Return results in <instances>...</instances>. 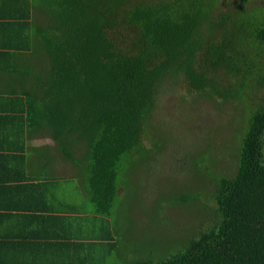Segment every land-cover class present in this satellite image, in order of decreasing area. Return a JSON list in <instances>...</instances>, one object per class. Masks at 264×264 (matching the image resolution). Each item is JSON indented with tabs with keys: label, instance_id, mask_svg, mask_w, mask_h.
Here are the masks:
<instances>
[{
	"label": "trees",
	"instance_id": "1",
	"mask_svg": "<svg viewBox=\"0 0 264 264\" xmlns=\"http://www.w3.org/2000/svg\"><path fill=\"white\" fill-rule=\"evenodd\" d=\"M223 1L0 0V212L27 213L36 227L11 237L24 244L12 261L71 249L69 264H264V102L250 108L248 100L257 85L264 91V63L248 52L264 54V14L217 15ZM167 81L248 109L238 168L218 177L209 148L184 158L215 191L208 199L170 192L145 215L166 226L165 203L205 207L214 221L168 251L136 255L123 238L136 229L126 208L134 198L147 203L144 181L170 152L172 137L153 122ZM37 138L52 146L26 151ZM33 154L35 177L25 163ZM67 208L76 221L91 220L93 233L79 228L82 236L53 243L48 221Z\"/></svg>",
	"mask_w": 264,
	"mask_h": 264
},
{
	"label": "rangeland",
	"instance_id": "2",
	"mask_svg": "<svg viewBox=\"0 0 264 264\" xmlns=\"http://www.w3.org/2000/svg\"><path fill=\"white\" fill-rule=\"evenodd\" d=\"M246 1H223L220 3L217 15L236 13L237 16H242L247 15L246 12L264 14V0L252 4H245ZM219 35L220 32L217 33V37ZM113 36L120 41L124 38L120 33H113ZM248 52L260 64L264 63L263 53ZM214 76L216 79L223 78L222 73H216ZM257 86L252 89V95L248 96L250 108H254L257 101L264 102V91H258L261 88ZM247 111L235 102H223L199 94H191L182 81H167L164 84L159 93L158 108L155 110L153 122L158 124L159 131L163 135L168 134L173 140L171 142L168 140L169 143L165 144L167 151L170 152L168 157L166 153L162 156L160 166L155 172L157 176L149 182L144 181V187L149 192L147 203L142 201L138 205L137 199L134 198L133 202L127 204L126 209L129 213L126 222H133L132 225L136 229L132 231L128 229L123 238L132 247L134 246L132 249L136 255L141 253L147 256L151 251H154V255L155 252L168 251L176 246L175 244L187 241L196 234L193 232L200 231L202 225L208 227L213 223L214 213L203 211L205 207L175 209L166 207L164 203L166 209L164 221L167 225L161 227H156L157 225L152 227L151 220L145 213L149 210L156 215L154 208L157 200L165 195L168 198L170 192L190 190L196 193L199 190L206 194V199L210 198L216 184L209 177H206L207 182L201 181L203 177L191 168V161H189L190 166L187 161L183 162L184 158L193 159L207 148L211 152V162L215 168V172H212L220 178L233 177L238 168L240 135L244 129L239 119ZM153 130L151 135H156L157 129L153 127ZM60 174L65 177L70 176L67 172L60 171ZM203 204L212 205L211 201H204ZM137 206H140V209Z\"/></svg>",
	"mask_w": 264,
	"mask_h": 264
},
{
	"label": "crops",
	"instance_id": "3",
	"mask_svg": "<svg viewBox=\"0 0 264 264\" xmlns=\"http://www.w3.org/2000/svg\"><path fill=\"white\" fill-rule=\"evenodd\" d=\"M49 142L51 141L49 140L42 141V140H39V138H37L33 140L32 142H29L26 144V147H28L26 151L31 150L33 148H41L43 146H52L50 145L52 144V142L51 143ZM31 143L32 145H30ZM39 162L40 160L34 154L33 156L29 157V160L27 162H25L28 165L27 170L29 169L28 170L29 173L30 172L32 173L33 170L34 171L36 170V172L32 174L33 177L36 176L37 169H40L39 166L36 168V166L39 165L38 164ZM7 185H10V184H7ZM0 214L4 215L5 212H0ZM5 215L13 216V217L8 219V216H6V218L0 221V244H2L1 250H0L2 253L0 254V264H15V263H19V264H69V261H71L70 257H73V253L71 252V249H64L63 251H59L50 258H45L43 255H36L34 256V258L30 259L31 261H21V260L12 261L11 259H13V257H16V254H14V250H16V247L19 246L18 244L21 243L22 246H24V244H22L23 241L21 239L19 238L11 239V237H14V236L28 237V235L34 229H36V227L35 228L32 227L33 225L32 222L34 221L30 218L31 215H27V213L24 214L21 212H17L14 214L9 213ZM43 215L50 217L52 214L48 213V214H43ZM78 216L82 217L81 215H78ZM55 217L57 218L56 221H50V220L48 221L49 229L47 232L48 235L52 234L51 237H53L52 239L53 243L57 240L63 241L64 243L65 241L70 239V237L82 236L83 234L79 233V228L85 231V235L87 237H89L91 233H93L92 232L93 228L90 225L91 220H88V223L85 221V219L76 221L77 216L74 215L72 212H70L68 208L65 212L56 213ZM53 222H54V225H52ZM7 236L9 237L7 238ZM74 241L75 240H73V242ZM52 252H54V250L50 251L49 253H52ZM17 258L18 257H16V259Z\"/></svg>",
	"mask_w": 264,
	"mask_h": 264
}]
</instances>
